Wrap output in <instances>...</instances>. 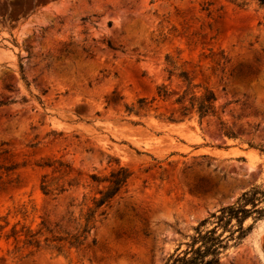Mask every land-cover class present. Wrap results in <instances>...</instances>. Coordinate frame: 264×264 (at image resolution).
Here are the masks:
<instances>
[{
    "label": "rangeland",
    "instance_id": "rangeland-1",
    "mask_svg": "<svg viewBox=\"0 0 264 264\" xmlns=\"http://www.w3.org/2000/svg\"><path fill=\"white\" fill-rule=\"evenodd\" d=\"M245 4L0 0V264H163L264 185V7ZM181 75L214 94L215 116L181 117ZM118 167L131 177L81 248L24 244L41 221L91 205L104 185L90 175ZM222 264H264V218Z\"/></svg>",
    "mask_w": 264,
    "mask_h": 264
},
{
    "label": "trees",
    "instance_id": "trees-1",
    "mask_svg": "<svg viewBox=\"0 0 264 264\" xmlns=\"http://www.w3.org/2000/svg\"><path fill=\"white\" fill-rule=\"evenodd\" d=\"M230 1L241 7L246 5L245 0ZM258 4L264 7V0H258ZM19 67L22 70V66ZM239 74H242L241 71H239ZM181 77L186 84L185 88L173 100V104L178 106L181 117L191 118L196 115L199 119H202L207 116H215L214 94L209 90H205L200 96H196L190 90L188 79L184 75H181ZM157 95L165 99L168 93L164 87H159L157 88ZM142 103V99L138 100L139 105ZM217 119L219 120V118ZM219 125L226 137H234V134L220 120ZM258 148L260 152H264V146L259 145ZM130 177L131 172L124 167H118L102 179L90 175L93 183L104 185L98 191V197L92 198L91 205L81 204L77 216L74 215L73 211L66 212L53 226L41 221L35 232L30 230L29 235H24V244L38 248L40 242L43 241L46 248L57 251L63 245H67L69 248H81L94 229L96 212L106 206L126 186ZM40 191L45 197L53 196V192L45 184L44 179L41 181ZM63 192L64 190L60 189L58 194ZM52 199L54 200L56 197ZM262 204H264V185L255 186L243 192L233 204L224 206L201 220L194 227L193 233L188 236V239L184 243H180L167 256L163 264H222L230 249L240 246L251 233L254 224L264 218V205L262 206ZM99 215H103V212ZM249 218L252 219V222L245 226L244 223ZM17 234L13 228L5 238L12 237L15 239L18 236ZM142 235L147 237L146 232H143ZM117 238H120V235ZM91 245H95L94 239L91 241Z\"/></svg>",
    "mask_w": 264,
    "mask_h": 264
}]
</instances>
